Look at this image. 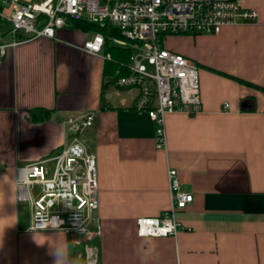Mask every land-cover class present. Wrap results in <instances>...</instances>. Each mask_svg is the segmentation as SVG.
I'll list each match as a JSON object with an SVG mask.
<instances>
[{
    "label": "crops",
    "instance_id": "0c3cea01",
    "mask_svg": "<svg viewBox=\"0 0 264 264\" xmlns=\"http://www.w3.org/2000/svg\"><path fill=\"white\" fill-rule=\"evenodd\" d=\"M236 1L256 10L258 22L165 42L198 66L202 103L200 114L166 117L165 149L157 147L156 124L135 110L137 91L116 85L115 59L125 56L111 47L131 55L116 37L104 35L102 54L91 55L83 46L99 32L68 22L54 39L7 51L0 59V264H53L52 245L64 239L70 264H264V0ZM39 110L49 114L34 120ZM90 113L93 125L79 139L97 158L100 234L76 245L60 231L30 230L16 170L68 147V121ZM170 170L193 202L177 211L176 236L141 238L137 219L171 207Z\"/></svg>",
    "mask_w": 264,
    "mask_h": 264
},
{
    "label": "built area",
    "instance_id": "2783aa9c",
    "mask_svg": "<svg viewBox=\"0 0 264 264\" xmlns=\"http://www.w3.org/2000/svg\"><path fill=\"white\" fill-rule=\"evenodd\" d=\"M258 19L256 10L245 9L236 0H0V59L27 42L54 39L68 22L85 20L102 30L115 29L120 38L114 43L131 48L127 72L117 73L116 85L137 91L135 110L156 124L157 147L165 149L166 117L202 112L199 68L167 49L166 40L216 35L226 27L254 24ZM104 44L105 36L97 33L83 50L101 55ZM104 58L111 60L109 54ZM229 107L225 104L224 109ZM95 115L68 121L71 142L55 157L17 168L16 197L30 204L31 231H60L73 237L76 245L99 236L97 158L79 139L93 125ZM168 179L171 207L159 217L137 219L141 238L176 236L180 229L176 213L193 202V194L181 190L176 170L168 172Z\"/></svg>",
    "mask_w": 264,
    "mask_h": 264
},
{
    "label": "trees",
    "instance_id": "16d2710c",
    "mask_svg": "<svg viewBox=\"0 0 264 264\" xmlns=\"http://www.w3.org/2000/svg\"><path fill=\"white\" fill-rule=\"evenodd\" d=\"M74 23V27H77V28H81V29H84V30H94V31H98L99 33H103V35H112L116 38H120V34L118 31H116L115 29H109V28H106V29H100L98 26L94 25V24H91L89 22H84V21H77V22H73ZM111 50L112 51H115V52H120L121 54L123 53V56L124 57V60H116L115 59V62H116V69L120 70V74H125V72H127L126 70V67L129 63V57H130V51H128L127 49H124V48H115V47H111ZM115 79V78H114ZM116 79H117V76H116ZM49 114V111H44V110H39L37 112H35L33 114V119L34 120H39V119H45L44 116H47ZM44 117V118H43Z\"/></svg>",
    "mask_w": 264,
    "mask_h": 264
},
{
    "label": "clouds",
    "instance_id": "9594fccd",
    "mask_svg": "<svg viewBox=\"0 0 264 264\" xmlns=\"http://www.w3.org/2000/svg\"><path fill=\"white\" fill-rule=\"evenodd\" d=\"M68 243L57 240L52 245L51 255L54 257L53 264H70L67 253Z\"/></svg>",
    "mask_w": 264,
    "mask_h": 264
},
{
    "label": "rangeland",
    "instance_id": "374dc122",
    "mask_svg": "<svg viewBox=\"0 0 264 264\" xmlns=\"http://www.w3.org/2000/svg\"><path fill=\"white\" fill-rule=\"evenodd\" d=\"M23 1H25V0H23ZM48 169L50 170V171H52L53 169H54V163H50L49 165H48ZM23 206H27V204L26 203H21Z\"/></svg>",
    "mask_w": 264,
    "mask_h": 264
}]
</instances>
